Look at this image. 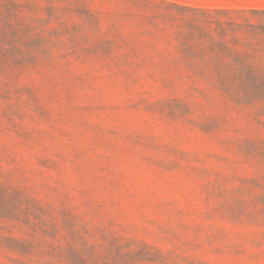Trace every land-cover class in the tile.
<instances>
[{
	"label": "rangeland",
	"instance_id": "rangeland-1",
	"mask_svg": "<svg viewBox=\"0 0 264 264\" xmlns=\"http://www.w3.org/2000/svg\"><path fill=\"white\" fill-rule=\"evenodd\" d=\"M223 39L264 70V0H0V264H264V74L215 83Z\"/></svg>",
	"mask_w": 264,
	"mask_h": 264
},
{
	"label": "trees",
	"instance_id": "trees-1",
	"mask_svg": "<svg viewBox=\"0 0 264 264\" xmlns=\"http://www.w3.org/2000/svg\"><path fill=\"white\" fill-rule=\"evenodd\" d=\"M197 10L202 13L203 21L209 23L210 19L208 16H205L208 11L205 9ZM217 13L224 14L227 11L218 10ZM217 41V45L223 55L201 57L199 59L203 64L210 65L211 69L206 68L204 72L216 80L214 81L215 83L221 85L248 84L259 74H264V70H258V66L255 65V62L251 58L232 51L227 41L224 39Z\"/></svg>",
	"mask_w": 264,
	"mask_h": 264
}]
</instances>
